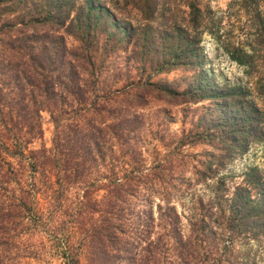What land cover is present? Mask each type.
Returning a JSON list of instances; mask_svg holds the SVG:
<instances>
[{"label":"trees","instance_id":"trees-1","mask_svg":"<svg viewBox=\"0 0 264 264\" xmlns=\"http://www.w3.org/2000/svg\"><path fill=\"white\" fill-rule=\"evenodd\" d=\"M125 2L146 20L158 5ZM187 5V26L164 29H174L177 41L153 57L162 36L148 34L149 23L122 20L102 0H0V264H249L251 255L264 264L262 175L252 166L233 185L225 172L217 175L241 149L255 105L179 137V145L207 140L216 148L195 168L206 199L190 192L179 207L174 200L194 182L159 160L147 167L139 148L142 126L155 117L138 110L154 94L174 103L223 98L231 107L244 96L240 85L207 74L204 11L195 0ZM214 24L208 31L220 41ZM255 42L238 37L222 45L247 69L259 55ZM126 51L125 82L113 87L102 68ZM178 66L193 71L183 89L152 79ZM42 111L53 124L51 145L30 147L42 133ZM153 115L158 125L170 114Z\"/></svg>","mask_w":264,"mask_h":264},{"label":"rangeland","instance_id":"rangeland-1","mask_svg":"<svg viewBox=\"0 0 264 264\" xmlns=\"http://www.w3.org/2000/svg\"><path fill=\"white\" fill-rule=\"evenodd\" d=\"M111 8L122 20L127 19L134 24L149 23L148 34L162 36V44L153 52V57L166 52L170 43L177 41L176 34L164 32V29L170 31L174 24L187 26L189 17V6L187 3L192 0H158V5L152 20L142 18L138 9L125 0H102ZM202 8L205 15L204 26L211 27L213 21L214 27L219 26L220 41L215 39L213 34L208 31L207 26L202 32L200 45L202 47L204 67L207 74L214 78L220 84H238L244 91V96L236 99L238 104L235 106L227 105V100L202 99L198 102H168L157 98L154 94L150 96L147 105L139 108V112L143 113L146 120L154 119L151 126H142L141 136L146 137V144L141 140L139 148L142 151L143 158L147 167H152L158 160L163 164L165 171L170 170L174 175L190 178L193 181V187L188 191L182 192L181 196L174 200L179 206V200L187 201L190 192L195 194H203L204 199L209 194L206 181H197L195 178L199 174L195 169L201 165V160L205 159V150H215L213 144L207 140L197 142H188L179 145V137L191 130L201 129L208 122L210 124L219 123L221 119L226 117H234L246 112L248 104H253L257 108L255 118L248 123L244 131L240 133L242 147L231 157L225 158V166L217 172V175L225 172L230 185L238 183L242 180L244 172L252 166H256L259 173L264 179V41L258 33L262 34L264 39V22L259 23L257 19L256 9H261L264 16V0H195ZM207 21V22H206ZM191 28L190 33L194 32ZM184 32V31H179ZM168 36V37H167ZM238 37H244L254 40L257 37V48H260L259 55L256 57L252 66L246 67L234 59H232L227 51L223 48L222 41L235 40ZM66 42L68 45L76 44V40L66 34ZM133 46H129L128 50H132ZM130 52V51H129ZM129 52H120L115 54L114 60L108 59L106 66L102 68L103 80H106L113 87H119L125 82V71L127 70L121 60L128 57ZM131 62V61H130ZM131 67L130 76L139 77L142 73L137 68ZM122 68V69H121ZM119 69L122 72H119ZM118 71V74H117ZM135 75V76H134ZM145 75V74H143ZM193 75L192 70H187L182 66H178L168 72H162L152 75L153 80L168 79L176 85L178 89H183L187 81ZM127 75L126 77H130ZM236 108H239L236 110ZM169 113L170 115L162 118V122L157 125L156 115ZM40 137H35L30 143V147H39L41 145L50 146L53 124L47 111H42ZM153 113V114H152ZM142 117L144 120L145 118ZM232 119L230 120L232 122ZM207 121V122H206ZM116 143V140H114ZM214 143V141H213ZM143 144V145H142ZM118 150V143L115 144ZM153 168V167H152ZM210 180L208 183H210ZM99 191L98 193H100ZM180 207V206H179ZM249 261V264H259L258 259ZM31 264H44L34 259ZM248 264V263H247Z\"/></svg>","mask_w":264,"mask_h":264}]
</instances>
